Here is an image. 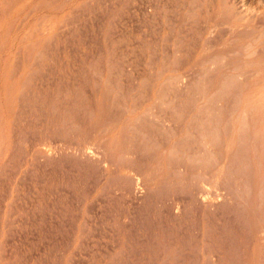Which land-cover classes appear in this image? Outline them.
<instances>
[{
  "label": "rangeland",
  "instance_id": "1",
  "mask_svg": "<svg viewBox=\"0 0 264 264\" xmlns=\"http://www.w3.org/2000/svg\"><path fill=\"white\" fill-rule=\"evenodd\" d=\"M0 264H264V0H0Z\"/></svg>",
  "mask_w": 264,
  "mask_h": 264
},
{
  "label": "bare ground",
  "instance_id": "2",
  "mask_svg": "<svg viewBox=\"0 0 264 264\" xmlns=\"http://www.w3.org/2000/svg\"><path fill=\"white\" fill-rule=\"evenodd\" d=\"M45 24V23H44ZM261 139V138H260Z\"/></svg>",
  "mask_w": 264,
  "mask_h": 264
}]
</instances>
